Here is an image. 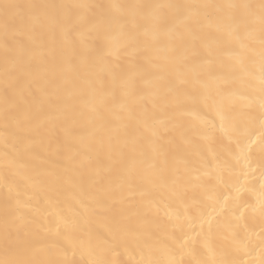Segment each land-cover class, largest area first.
I'll return each instance as SVG.
<instances>
[{
    "label": "bare ground",
    "instance_id": "6f19581e",
    "mask_svg": "<svg viewBox=\"0 0 264 264\" xmlns=\"http://www.w3.org/2000/svg\"><path fill=\"white\" fill-rule=\"evenodd\" d=\"M0 264H264V0H0Z\"/></svg>",
    "mask_w": 264,
    "mask_h": 264
},
{
    "label": "snow or ice",
    "instance_id": "6c2138e0",
    "mask_svg": "<svg viewBox=\"0 0 264 264\" xmlns=\"http://www.w3.org/2000/svg\"><path fill=\"white\" fill-rule=\"evenodd\" d=\"M5 9L7 10L8 8L14 7L13 5H4Z\"/></svg>",
    "mask_w": 264,
    "mask_h": 264
}]
</instances>
